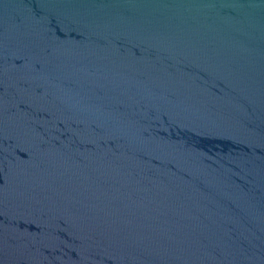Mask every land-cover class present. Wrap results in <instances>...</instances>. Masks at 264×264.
Masks as SVG:
<instances>
[{"label":"water","instance_id":"95a60500","mask_svg":"<svg viewBox=\"0 0 264 264\" xmlns=\"http://www.w3.org/2000/svg\"><path fill=\"white\" fill-rule=\"evenodd\" d=\"M0 264H264V0H0Z\"/></svg>","mask_w":264,"mask_h":264}]
</instances>
